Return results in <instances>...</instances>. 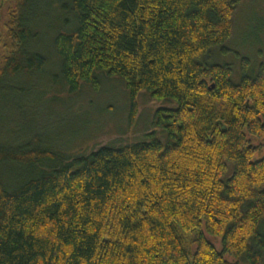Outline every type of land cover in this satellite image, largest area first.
<instances>
[{"label":"trees","instance_id":"1","mask_svg":"<svg viewBox=\"0 0 264 264\" xmlns=\"http://www.w3.org/2000/svg\"><path fill=\"white\" fill-rule=\"evenodd\" d=\"M237 3L0 0V93L48 65L32 48L47 9L55 81L121 80L131 120L140 93L166 107L138 142L67 160L0 147V165L55 162L0 179V264H264V63L243 59L236 83L212 62Z\"/></svg>","mask_w":264,"mask_h":264},{"label":"rangeland","instance_id":"2","mask_svg":"<svg viewBox=\"0 0 264 264\" xmlns=\"http://www.w3.org/2000/svg\"><path fill=\"white\" fill-rule=\"evenodd\" d=\"M235 1L232 35L213 52L212 62L230 65L232 80L238 83L243 59L251 68L254 62L264 63V0ZM42 12L43 26L32 48L47 57L48 65L41 73L9 80L13 91L0 93V147L41 150L67 160L102 146L138 142L151 133L154 110L166 107L146 92L137 96L131 120L129 95L121 80L99 77L97 86L82 83L74 93L55 81L57 60L49 43L61 14ZM39 165L1 164V182L7 191L14 190L55 162Z\"/></svg>","mask_w":264,"mask_h":264}]
</instances>
